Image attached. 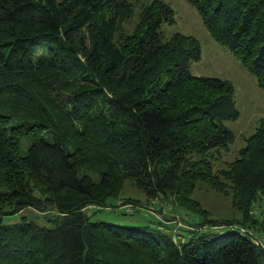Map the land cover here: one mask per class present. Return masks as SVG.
Segmentation results:
<instances>
[{"label":"trees","instance_id":"trees-1","mask_svg":"<svg viewBox=\"0 0 264 264\" xmlns=\"http://www.w3.org/2000/svg\"><path fill=\"white\" fill-rule=\"evenodd\" d=\"M136 1L0 0V264H264V242L240 228H263L264 119L215 171L235 140L226 123L241 116L235 86L191 73L201 43L166 38L176 14L165 1L127 30ZM187 1L264 90V0ZM127 182L147 201L175 196L198 231L179 249L159 229L87 216ZM198 184L240 216L211 219ZM26 207L58 217L5 222Z\"/></svg>","mask_w":264,"mask_h":264},{"label":"rangeland","instance_id":"rangeland-1","mask_svg":"<svg viewBox=\"0 0 264 264\" xmlns=\"http://www.w3.org/2000/svg\"><path fill=\"white\" fill-rule=\"evenodd\" d=\"M151 1L138 0L134 3V16L125 24L127 30H131L135 26L143 7ZM163 1L168 3L176 14L174 24L162 25L161 31L166 38H170L176 33H182L198 38L201 43L202 57L199 62L192 64L191 73L194 76L229 80L235 86V101L241 116L237 121L226 123V126L233 132L235 140L230 145L228 152L222 151L215 155L217 159L213 167L215 171H218L234 161L240 149L245 146V139L255 132L260 121L264 119V90L259 88L256 78L243 68L234 54L211 37L195 7L187 0ZM192 197L210 212V218L213 220H229L240 216V213L232 207L230 197L210 191L203 184H198ZM130 198L138 199L139 204L124 201V199ZM257 210L256 215L263 228L260 225L255 228L244 226L240 228L250 234L257 245L262 246V242H264V204L258 206ZM85 212L93 221H105L133 228L159 229L163 234L168 235L179 246V249L180 244L186 242L191 233L198 231L194 225L198 219L195 218L194 222L186 209L180 206L175 196H161L147 201L143 194L128 182L120 200H113L108 206H89ZM57 217L58 213L54 211L39 214L34 209L26 207L17 214L4 216V220L10 224L25 219L39 225H50L56 221ZM50 218H54V220H48ZM223 228L225 227L213 224H207L204 227V229L228 230V228Z\"/></svg>","mask_w":264,"mask_h":264},{"label":"water","instance_id":"water-1","mask_svg":"<svg viewBox=\"0 0 264 264\" xmlns=\"http://www.w3.org/2000/svg\"><path fill=\"white\" fill-rule=\"evenodd\" d=\"M48 220H50V221H53V220H54V218H50V219H48Z\"/></svg>","mask_w":264,"mask_h":264}]
</instances>
